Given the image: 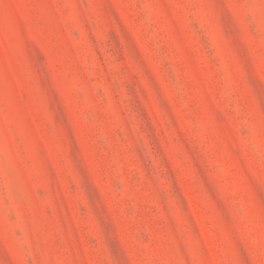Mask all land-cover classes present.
I'll list each match as a JSON object with an SVG mask.
<instances>
[{
  "label": "rangeland",
  "instance_id": "rangeland-1",
  "mask_svg": "<svg viewBox=\"0 0 264 264\" xmlns=\"http://www.w3.org/2000/svg\"><path fill=\"white\" fill-rule=\"evenodd\" d=\"M0 264H264V0H0Z\"/></svg>",
  "mask_w": 264,
  "mask_h": 264
}]
</instances>
